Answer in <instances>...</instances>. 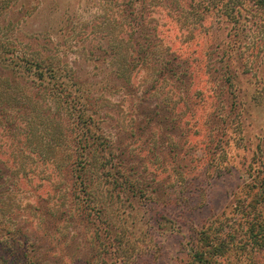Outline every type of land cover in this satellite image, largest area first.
<instances>
[{"label": "rangeland", "instance_id": "374dc122", "mask_svg": "<svg viewBox=\"0 0 264 264\" xmlns=\"http://www.w3.org/2000/svg\"><path fill=\"white\" fill-rule=\"evenodd\" d=\"M142 19L192 64L190 103L185 96L177 97L176 105L167 103V87L142 101L145 90L152 88V73L146 67L136 71L132 88L115 75L108 59L110 39L127 38L133 33L129 21L137 26ZM0 38L12 45L11 51L60 56L63 67H72L95 97H102L103 132L124 152L127 170L135 172L136 181L157 201L148 200L143 208L138 206L140 199L128 204L131 215L124 223L113 220L120 237L114 241L115 232L109 236L106 223H90L81 216L82 220L72 207V175L57 169L54 160L46 166L36 154L30 156L29 175L19 172L13 179L14 211L17 222L29 219L27 233L42 247V264H182L187 242L201 223L231 206L234 192L264 166V7L255 0H0ZM0 51L5 52L1 47ZM230 52L232 60L226 63L236 71L240 93L226 102L222 99L228 95L214 98L210 92L214 66L223 68ZM217 55L221 61H214ZM4 74L12 77L0 66V77ZM198 90L203 92L193 97ZM203 96L204 108L194 105H202ZM216 104L225 106L220 114ZM41 108L42 129L47 121L59 128L61 117H47L54 109ZM1 134L2 127L3 150L23 144ZM13 161L10 158L7 165L17 172ZM178 164L180 172L175 171ZM62 202L68 205L62 206L57 219L54 210ZM148 206L154 217L162 212L177 219L176 226L184 231L171 234L170 222L159 226L154 219L146 220ZM40 216L45 222L39 225ZM0 241V264H25L22 255L18 262L12 258L21 241Z\"/></svg>", "mask_w": 264, "mask_h": 264}, {"label": "trees", "instance_id": "16d2710c", "mask_svg": "<svg viewBox=\"0 0 264 264\" xmlns=\"http://www.w3.org/2000/svg\"><path fill=\"white\" fill-rule=\"evenodd\" d=\"M255 2L264 7V0ZM148 22L146 19L137 20L136 26L135 22L129 21L133 33L127 38L119 39L112 35L108 59L115 75L125 83V87L132 88L136 71L146 67L152 73V88L145 90L142 101L148 93L153 95L161 87H167V103L172 101L176 105L179 100L175 99H181L182 96L188 98L186 101L190 103L194 79L192 64L165 45L157 29ZM4 42L0 38V47L5 51H0V66L8 70L12 77L8 74L0 77V127L7 138L23 144L5 146L6 150L2 149L3 143L0 144V240L11 244L14 240L21 241L17 245L22 246V249L19 250L17 246L12 252L15 262L22 255L25 264H42L43 256L39 255L42 247L27 233L26 224L29 219L17 222L14 211V176L19 172L29 175L31 168L26 159L36 154L45 161L44 165L54 160L57 169L72 175V207L79 210L81 219L83 217L90 223L95 219L106 223L109 236L115 232L112 237L117 241L118 226L114 225L113 220L118 224L124 223L126 216L131 215L127 212L128 204L140 199L138 206L143 208L148 200L152 203L157 201L148 188L136 181L135 172L127 170L122 158L124 152H120L112 137L103 132L102 125L106 117L102 113L105 107L102 97H95L91 86L83 82L72 67H63L59 61L60 56L40 50L11 51L9 48L12 45ZM232 53L226 55L223 68L214 66L215 78L211 83L210 96L221 98L228 95V98L222 99L226 102L229 97L234 99L240 93L236 87V71L230 68L231 64L226 63L232 60ZM221 58L217 55L214 61H221ZM22 80L24 83L20 86L19 81ZM28 85L35 89L27 91L25 86ZM201 90L194 93L193 97L202 93ZM201 102L202 105L193 103L204 108V96ZM232 104L234 108L236 102L233 100ZM41 106H45L47 111L54 109V113H48V118H56L57 115L61 117L59 128L57 125H49L47 121L42 129L44 116L41 117ZM224 109V105H215L219 114ZM63 118L68 122V129L65 128ZM43 136H46L45 139ZM179 147L180 144L176 146ZM175 152L177 155V150ZM10 158L14 159L13 164L16 165L11 167L14 170L17 168V172H13L7 165ZM180 169V164L175 165V171L180 172ZM114 198L118 199L117 204ZM66 203L62 202L54 210L57 219L62 206L68 205ZM227 208L201 223L196 236L187 242L188 249L182 264H264V166L257 168L251 179L234 192L232 205ZM33 209L39 210L40 207L34 206ZM147 209L146 220L154 219L159 226L170 222L168 231L171 234L184 231L180 225L176 226L177 219L162 212L154 217L149 206ZM72 211L69 210L70 217ZM43 222L44 217L39 225ZM124 233L127 234V231Z\"/></svg>", "mask_w": 264, "mask_h": 264}]
</instances>
